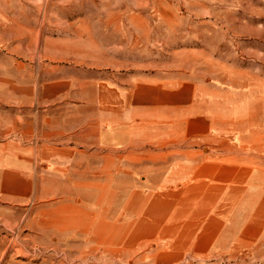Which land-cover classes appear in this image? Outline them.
Listing matches in <instances>:
<instances>
[{"label":"rangeland","instance_id":"rangeland-1","mask_svg":"<svg viewBox=\"0 0 264 264\" xmlns=\"http://www.w3.org/2000/svg\"><path fill=\"white\" fill-rule=\"evenodd\" d=\"M55 80L69 83L63 101L84 113L117 103L123 121L131 87L183 86L200 90L237 134L264 128V0H0L2 139L19 134L16 115L31 113ZM138 140L118 149V162L87 159L112 173L37 168L27 199L0 203V264H131V149H176ZM105 224L119 236L89 235ZM179 264H264V238Z\"/></svg>","mask_w":264,"mask_h":264},{"label":"crops","instance_id":"crops-1","mask_svg":"<svg viewBox=\"0 0 264 264\" xmlns=\"http://www.w3.org/2000/svg\"><path fill=\"white\" fill-rule=\"evenodd\" d=\"M69 86H41L31 113L16 115L21 135L0 136V203L27 199L37 168L112 173L114 166L87 159L118 162L120 147L152 135L176 149H131V264L200 261L264 238L263 127L237 134L194 87H131V115L120 121L117 103L92 102L84 113L79 102L63 101ZM96 228L79 235L119 236L116 224Z\"/></svg>","mask_w":264,"mask_h":264}]
</instances>
